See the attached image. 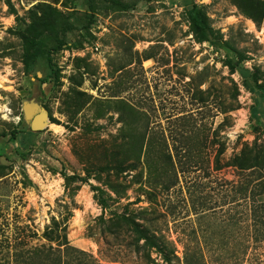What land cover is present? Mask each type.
Segmentation results:
<instances>
[{
	"label": "rangeland",
	"instance_id": "1",
	"mask_svg": "<svg viewBox=\"0 0 264 264\" xmlns=\"http://www.w3.org/2000/svg\"><path fill=\"white\" fill-rule=\"evenodd\" d=\"M11 1L17 13L0 0V264H264V161L232 163L264 147V0ZM193 5L208 40L192 31ZM48 6L74 28L53 54L59 78L44 82L45 60L25 71L22 29ZM31 99L50 112L40 131L24 119Z\"/></svg>",
	"mask_w": 264,
	"mask_h": 264
},
{
	"label": "trees",
	"instance_id": "2",
	"mask_svg": "<svg viewBox=\"0 0 264 264\" xmlns=\"http://www.w3.org/2000/svg\"><path fill=\"white\" fill-rule=\"evenodd\" d=\"M8 4L11 7L12 12L17 13L11 0H8ZM248 4L250 7L255 6L251 0ZM48 8L49 9H46L45 11L43 10L44 12L40 14L33 10L30 21L24 22V27L22 29L23 51H25L23 53L25 71L28 74L32 73V71H35L38 61L45 60L51 68V72L44 77L42 80L44 82H47L49 78L53 76L59 78L60 70L56 68L53 54L58 53L65 48L67 45V34L74 28V24L66 21L64 16H62V13L57 9H53L51 6H48ZM258 8L259 7H256V9ZM93 9H95V7H93ZM187 14L191 23L192 31L196 34L198 39L200 41L210 39L212 27L207 13L197 5H193L188 9ZM35 75L37 77V74ZM17 132L18 131H14V133ZM263 161L264 147L261 145L257 147L256 145L255 147H246L243 149L241 154L237 155L232 163L242 169H248L257 165H262ZM120 217V221L123 220L125 225L127 224L131 226V232L134 233V235L136 234L137 241L144 240L149 248H156L165 254L162 239L158 237L156 235L157 233H155L149 226L139 222L137 217L133 216V214H123V216ZM56 233V228L53 227L48 228L45 235L50 240H58L59 237ZM64 243H69L66 236ZM71 248L79 250L85 254L84 251L80 249L75 247ZM59 264H61V262H59ZM78 264L86 263L80 262Z\"/></svg>",
	"mask_w": 264,
	"mask_h": 264
},
{
	"label": "water",
	"instance_id": "3",
	"mask_svg": "<svg viewBox=\"0 0 264 264\" xmlns=\"http://www.w3.org/2000/svg\"><path fill=\"white\" fill-rule=\"evenodd\" d=\"M23 112L24 119L29 123L32 131H40L49 125V110L35 99L23 102Z\"/></svg>",
	"mask_w": 264,
	"mask_h": 264
}]
</instances>
